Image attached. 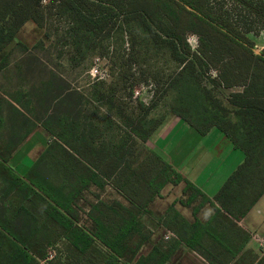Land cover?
<instances>
[{"label": "trees", "instance_id": "1", "mask_svg": "<svg viewBox=\"0 0 264 264\" xmlns=\"http://www.w3.org/2000/svg\"><path fill=\"white\" fill-rule=\"evenodd\" d=\"M43 1L0 0V72L14 82L10 86L2 84L0 91L55 137L28 166L24 177L9 165V159L30 130L18 125L11 131L13 137L0 145V264H53L48 249L54 242L49 238L52 229L65 240L66 248L77 253L65 257L74 260L72 263L62 262L63 254L56 264H167L180 244L210 264H252L255 255L244 250L249 235L236 221L264 192V51L255 54L253 43L228 18L207 10L205 0H48L46 6ZM233 1L264 24L262 3ZM105 4L117 8L118 13H123L120 9L125 5L139 17L147 14L160 22L156 30L148 26L146 31L157 43H167L171 57L180 65L170 77V86L176 88L170 112L200 134L218 128L244 152L242 163L214 196L219 207L212 205L214 213L205 221L196 215L209 200L194 185L148 149L143 148V156L137 159L138 142H146L163 117L147 119L148 107L139 102L141 114L135 119L124 116V129H119L112 110L119 111L122 102L109 101L110 106L105 108L100 103L103 92H92L83 85L74 87L55 72L49 60L37 54L43 40L31 48L17 42V53L4 51L26 21L44 29L45 11L48 15L52 10L55 15H64L69 20L70 35L75 25L86 32L87 38L89 32L97 35L102 14L99 8ZM143 21L147 26L149 19ZM187 32L197 35L203 56L190 51L184 39ZM215 55L220 64L212 65L219 75L211 78V87H243L240 93L228 96L229 106L213 96L196 76L197 65L212 63ZM225 71L230 74L228 78L238 74L244 82L229 83L224 79ZM10 108L17 114L14 119L22 122L24 114L11 104ZM29 117H25V127ZM74 180L75 187L69 191ZM182 181L186 200L180 199V204L190 206L201 198L191 208L193 221L170 207L163 225L176 238L142 253L149 239L142 216L149 213V204L164 185ZM108 183L127 204L116 199L88 202L89 225H76L74 221L80 217L72 205L79 198L77 192L92 185L101 190ZM6 198L11 199L4 204L1 199Z\"/></svg>", "mask_w": 264, "mask_h": 264}, {"label": "rangeland", "instance_id": "2", "mask_svg": "<svg viewBox=\"0 0 264 264\" xmlns=\"http://www.w3.org/2000/svg\"><path fill=\"white\" fill-rule=\"evenodd\" d=\"M249 1L260 2L264 8V0ZM42 4L46 6L48 0H44ZM205 7L214 15L228 18L229 22L253 43L255 54L264 51V24L246 11L241 4L233 0H205ZM116 9L106 4L100 6L99 12L101 10L102 14L98 23L99 34L95 35L89 32L88 38L86 32L81 31L76 25L72 27V35H70L69 20L64 15H55L53 10L48 15V11H45L46 14L43 19L45 28L42 29L43 44L36 51L41 59L49 60V64L54 67L55 72L62 74L74 87L83 85L92 92L95 90L103 92L104 97L100 103L105 108L110 106L109 101L122 102L123 104L120 103L122 107L118 108L119 111H116L115 108L112 111L116 112L114 117L120 123L118 124L119 129L123 130L124 116L135 119L141 114L139 102L148 107L147 119L157 120L160 117L170 116V104L176 90L170 86V77L175 74L180 65L171 57L169 45L159 41L157 43L154 37L146 31L148 26L156 30V25L160 26V22L158 24L147 14L139 17L135 12H130L133 9L125 5L124 9H120L123 13L116 12ZM143 19H149L147 26H145ZM157 32L161 34L160 30ZM19 34L21 36L22 33ZM45 34L47 37L44 36ZM24 35L33 37L29 33ZM162 37L165 38V36ZM184 39L192 53L196 56H203L200 50L202 45L199 43L196 34L187 32ZM128 53L132 54L129 55ZM126 54L131 56L130 60ZM212 58V63L203 61L201 66L197 65V79L209 87L213 96L218 98L222 104L229 106L228 96L233 92L242 90L243 87H211L209 81L219 75L217 68L212 64H220L218 55ZM223 75L225 80H229V83L244 82V79L238 74H231L234 76L231 79L228 78L230 74L228 75L226 71ZM192 79L194 78L192 77ZM183 126L187 127L184 122L177 124L172 119L168 125L161 128L150 139L152 150L168 161L175 162L184 136ZM167 130L168 132H166ZM167 134H169L167 137H163ZM218 145L215 146L214 151H209L214 158H218L217 163H214L212 167L214 172L220 171L224 165L234 161V155L225 146ZM143 148H145L143 144L138 142L136 149L138 160L143 156V151L146 149ZM201 151L200 154L202 155L208 153ZM196 156L197 154L192 151L187 157L186 165L193 168V171L202 164V160L199 163L198 159L194 162ZM12 160L13 156H10L9 165L14 169L17 164L15 160ZM106 185L103 192L101 190L93 191L92 195L84 194V198L90 202L93 195H98L107 202L116 199L122 204L126 203L122 197L114 192L110 183ZM8 210L9 213H12L13 206H10ZM141 220L145 225H152L150 218L145 215L142 216ZM49 238L54 242L48 249H67L65 240L61 239V235L55 229L49 233ZM55 242L56 244H54ZM148 244L151 245V242H147V246ZM145 250L146 248L143 249V251ZM75 254L77 253L70 252V256H75ZM52 258L53 264H56L61 257L53 255ZM61 260L70 263L74 261L65 258V256Z\"/></svg>", "mask_w": 264, "mask_h": 264}, {"label": "crops", "instance_id": "3", "mask_svg": "<svg viewBox=\"0 0 264 264\" xmlns=\"http://www.w3.org/2000/svg\"><path fill=\"white\" fill-rule=\"evenodd\" d=\"M19 33H22L21 36ZM26 33L32 34L33 37L25 36L24 34ZM42 33V28L38 27L33 21L28 20L18 30L14 40L6 45L4 51L8 53L11 50L12 53H17V50H15L17 42L21 43L27 48H31L38 40H42ZM23 35L24 37H22ZM4 77V74L2 75V73L0 72V86L2 84H7V86L14 84L13 81H7L6 77ZM236 92L240 93L241 90H238ZM10 104L12 107L17 108L24 115L29 117L26 112H24L16 104V101L13 98L8 97L3 91H0V145L6 144L9 136L10 139L13 137L11 131L16 130L18 125H22L23 129L30 130V133L16 144L17 149L11 155L13 156V160H15V163L17 164L14 169H16L17 173L21 177H24L25 171L28 169V166L39 158L46 146L53 139H55V137L51 135L46 130V128L43 127V125H41L39 120H33L31 117H29L30 120L28 119V127H25L23 123L26 116L23 115V118L20 117L22 119V122H17L18 118L14 119V115L17 114L12 108H10ZM11 114L13 115V117L11 116ZM172 119L174 123L179 124L180 122H184L187 125V127L183 126L184 136L182 139V144L180 145L181 147H179L178 154L176 155L175 162L170 160L168 161L167 159H165V157H162L155 153L152 150V147H150V139L157 132H159L161 128H164L166 125H168ZM166 132H168V130ZM168 135L169 134H167L166 136L163 135V137H167ZM217 144L225 146V148H227L229 152L234 155V161L231 164L224 165L220 171L214 172L212 167L214 163H217L218 158H214V156L210 154L209 151H214ZM143 146L149 151L161 157L180 175L183 180L189 181L209 200L207 203L202 205V207H200L197 212L196 216L201 221L207 220L214 213L212 205L219 207L217 202L214 200L215 194L218 192L222 184L226 181L227 177L244 160V152L241 149L235 147L230 139L218 128L211 127L205 134H200L192 126L172 113L170 114V116L168 115L163 118L161 124L154 130V132L150 135L146 142L143 143ZM192 151L197 154L194 162H196L197 159L198 163L202 160V164L200 165V167H196L194 171L193 168L186 165L188 160L187 157ZM200 151H207L208 153L202 155L200 154ZM73 183L75 184V180L70 181L72 187H68L69 191L71 190V188L75 187L72 185ZM105 188L106 186L104 185L101 191L103 192ZM183 188V181L178 183L177 185L167 183L161 189L159 195L155 197L154 200L149 204V213H146L144 215L150 218L152 225H144L149 232V239L147 242H151V245L148 244L147 246L146 242L144 244V247L142 248V253H146L151 248V246L159 242H166L171 238H176L173 231L163 225V221L166 219L165 215L170 207H173L187 221H193L191 208L193 206H196L201 198L197 197L190 206H184L180 204V199L186 200V196H184L182 193ZM93 191H99V188L95 185H92L85 190L77 192L79 198L75 199L72 207H74V210L77 211L80 217L78 220L74 221V223L78 226L89 225V220L86 216L89 210V207L87 205L89 201L84 198V194L92 195ZM1 194L2 192L0 191V195ZM10 199L11 198L1 199V201L6 204L7 202H10ZM99 200H101L102 202L105 201L101 196L93 195V199L90 200V202H98ZM12 201L18 202L19 200L13 199ZM80 202H82V204H80ZM236 224L247 235H249V240L247 241L244 250L250 251L253 255H255V259L252 264H264V253L262 252V249L257 244V242L253 239V236L264 237V192L254 203V205H252L248 212L242 218L236 221ZM67 248L68 249L66 250H58L57 248H55L54 250L49 249V253H51L50 256L53 257L54 255L56 257H60L64 254V256L67 257L70 256L69 253L71 251L75 252V249L71 247ZM145 248L146 250L143 251V249ZM167 264L210 263H208L200 254H198L194 250L188 248L184 244H180L175 250L171 260Z\"/></svg>", "mask_w": 264, "mask_h": 264}, {"label": "built area", "instance_id": "4", "mask_svg": "<svg viewBox=\"0 0 264 264\" xmlns=\"http://www.w3.org/2000/svg\"><path fill=\"white\" fill-rule=\"evenodd\" d=\"M253 239L257 242L264 253V237L253 236Z\"/></svg>", "mask_w": 264, "mask_h": 264}, {"label": "water", "instance_id": "5", "mask_svg": "<svg viewBox=\"0 0 264 264\" xmlns=\"http://www.w3.org/2000/svg\"><path fill=\"white\" fill-rule=\"evenodd\" d=\"M187 9H190L189 7H186Z\"/></svg>", "mask_w": 264, "mask_h": 264}]
</instances>
